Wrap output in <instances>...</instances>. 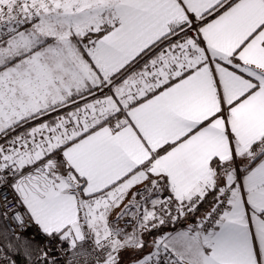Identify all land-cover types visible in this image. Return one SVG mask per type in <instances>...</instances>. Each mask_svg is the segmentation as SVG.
Instances as JSON below:
<instances>
[{
	"label": "snow or ice",
	"instance_id": "snow-or-ice-1",
	"mask_svg": "<svg viewBox=\"0 0 264 264\" xmlns=\"http://www.w3.org/2000/svg\"><path fill=\"white\" fill-rule=\"evenodd\" d=\"M0 264H264V0H0Z\"/></svg>",
	"mask_w": 264,
	"mask_h": 264
},
{
	"label": "trees",
	"instance_id": "trees-1",
	"mask_svg": "<svg viewBox=\"0 0 264 264\" xmlns=\"http://www.w3.org/2000/svg\"><path fill=\"white\" fill-rule=\"evenodd\" d=\"M204 207H207V205H205Z\"/></svg>",
	"mask_w": 264,
	"mask_h": 264
}]
</instances>
